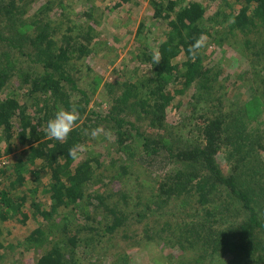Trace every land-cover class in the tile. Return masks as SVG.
I'll list each match as a JSON object with an SVG mask.
<instances>
[{"label": "trees", "instance_id": "16d2710c", "mask_svg": "<svg viewBox=\"0 0 264 264\" xmlns=\"http://www.w3.org/2000/svg\"><path fill=\"white\" fill-rule=\"evenodd\" d=\"M37 1L0 0V252L11 246L18 253L34 250V264H82L81 258L115 246L123 229L140 225L134 239L144 244L179 225L183 248L191 250L183 264H264V129L251 122L264 110V67L253 71L248 99L234 106L224 102L241 75L221 80L204 58L205 47L195 55L191 50L203 36L216 53L264 59V0H146L148 11L134 31L126 30L143 71L133 66L124 80L104 84L88 63L99 50L97 26L130 0H41L24 15ZM124 17L117 26L128 25ZM112 33L109 46L120 41L116 28ZM190 88L196 93L186 102L193 111L201 100L207 109L220 103L222 109L202 113L195 136L187 138L172 134L166 114ZM73 107L79 119L68 138H48L47 120ZM96 128L103 131L93 137ZM107 133L115 157L103 143ZM76 144L89 150L73 159L69 149ZM226 150L232 152L227 171L216 158ZM170 160L179 165L167 172ZM130 165L143 177L127 188ZM161 171L164 179L147 184L146 177ZM107 176L128 191L93 188ZM192 197L203 216L198 208L190 213ZM213 201L220 202L217 210L209 206ZM183 209L201 222L179 220L174 227L161 220ZM152 258L172 264L171 255Z\"/></svg>", "mask_w": 264, "mask_h": 264}, {"label": "rangeland", "instance_id": "374dc122", "mask_svg": "<svg viewBox=\"0 0 264 264\" xmlns=\"http://www.w3.org/2000/svg\"><path fill=\"white\" fill-rule=\"evenodd\" d=\"M41 0H38L35 2L32 8L26 9L27 12L24 15H29L32 13L34 8H36L38 2ZM45 1V0H42ZM125 5L122 6V11H119L118 14H112L107 19L103 18V23L97 26V30L100 31V35H97L99 37L100 43L97 45L99 47V50L97 54L90 60H88V63L92 66V69L97 73L101 80L102 84L106 83L107 81H118V80H124L126 75L133 72L132 67L138 66L137 69L138 74H140L143 71V66H140L135 59H133V49L135 46L133 35H129L126 30H132L134 31L137 27L138 21L141 18V14L148 11L147 7V1L146 0H130L128 4L124 3ZM118 16H125L124 20H127L128 25L127 26H117L119 25L121 19H118ZM116 28V31L119 34L120 41L117 43H113L112 46H109L108 39L110 36L113 35L112 30ZM206 44L205 47V60L208 62L210 61L212 63V67L216 69L220 76L219 79L222 80L223 75L228 74L231 78H235L236 75H241V79L239 80V84L237 86L236 93H233L231 98L228 99L227 102L224 103H231L234 106H241L245 99H248V95L251 92V87H253V84L256 81V77L254 76L253 71L259 70L260 67H264V59H261L259 62L256 59H247L242 58V55H237L236 51L234 54L231 52L230 54H225L220 50L216 53L218 50L215 48V43L210 38H205ZM107 45V46H106ZM112 47V48H109ZM121 58H125L126 65L120 66ZM260 74V73H259ZM224 80V79H223ZM220 82V80H219ZM101 84V86H102ZM255 86V85H254ZM218 88L222 90L220 87V83L218 84ZM4 91L2 94H4L7 89H3ZM198 92V91H197ZM196 93L195 89H188V94L183 96L182 102L179 106H177L175 109H172L169 107L167 109L166 114V120L168 124L174 125L172 128V134H175L176 136H180L183 134L187 138H192L195 136V132L197 130V126L201 122L202 119L201 114L202 113H210L212 114L215 111H218L219 109H222V104L220 103L218 108L217 105L214 107L206 108V104L204 103V100H201L198 104V108L195 107V110L193 111L192 105L188 104L186 101L190 99L192 100V94ZM203 93V92H202ZM215 93L221 96L220 101H224L226 97L223 94V91L216 90ZM203 98L206 99L207 97L203 95ZM99 97L96 96L95 101L98 102ZM236 109V107L234 108ZM191 110L193 111L191 113ZM189 112V114H188ZM195 112V113H194ZM188 116V117H187ZM254 120H251L252 125L256 124L258 126L264 129V110L261 111L258 115L254 117ZM184 124L186 125L184 127ZM174 130V131H173ZM110 135L106 136V140H104V144L106 145L105 148L110 152L112 157H115L114 151L111 148V141H109ZM110 145V146H109ZM110 149V150H109ZM17 152V151H16ZM105 153V151H103ZM103 153V156H105ZM231 151L226 150L224 152L220 151L217 155V161L219 165L223 167V170L227 171L229 168V164L227 163V159L232 160L230 158H227L228 155H231ZM252 155V154H251ZM11 154L7 155L4 159L7 161L8 157H10ZM240 156V155H239ZM264 157V153L262 154ZM126 156H124L125 158ZM128 161V160H127ZM106 162V161H105ZM175 160H170L169 164L166 166L165 171L171 172L173 169H176L178 167V162ZM117 164H121L120 162H117ZM129 173H128V183L126 184L127 188H131V185L134 183V177H143L141 173V169L138 166L130 165L129 167ZM117 169V167H116ZM117 170H120L119 168ZM113 171V170H112ZM165 171H161L160 173L153 175V177L148 176L146 177L147 184L152 183L155 184L156 182L160 181L161 179H164V173ZM133 172V173H131ZM247 175V174H246ZM255 175V174H254ZM116 176H107L106 178H103L102 182L95 187L99 188L102 187L105 189V191L110 190H116L120 186L122 190L128 191L122 184L118 181H115ZM151 177V178H150ZM251 179L252 176L250 177ZM119 179V178H118ZM246 181V180H245ZM244 181V182H245ZM264 181V177L261 178L260 184ZM264 186V184H262ZM141 188V186H138ZM126 189V190H125ZM148 189H142V194H148ZM255 193L258 192V189L254 190ZM129 193V192H128ZM140 193V190H139ZM260 193V192H259ZM263 193V192H262ZM135 193L130 192L131 199H128L129 206L134 203L132 200V195ZM264 197V195L262 194ZM146 198V197H145ZM220 202L218 201L215 203H210V207L217 210L220 206ZM190 213L192 212L193 208H198V211L201 216L204 215L203 212H201V205L195 201V199L192 197L190 200ZM132 207V205H131ZM140 207V205H139ZM212 208V209H213ZM69 209H71L69 207ZM68 209V210H69ZM68 210L63 211V213H70ZM181 212H185L183 209L179 212H175L170 215H164L162 216L161 220L166 219L169 220L174 227L175 223L179 220L181 221H191L200 223V220L194 219L193 216H189L187 213L182 214ZM76 213V212H75ZM225 215L227 216L226 211L224 210ZM77 214V213H76ZM219 215L222 217L221 213ZM159 221L160 226L163 222ZM224 218H221V221H224ZM74 221V218L72 219ZM30 226L34 225L33 220L29 222ZM27 226V225H26ZM140 225H133L131 227H128L126 229H123L124 236H120V234H117V236L112 240L115 244V246L111 245L106 249H98L97 251H94L92 253L93 257L91 258H81L82 264H156L152 258V256H156L159 254H165V255H171V258L169 259V262L172 264H183V260L188 258V254L191 250H188L184 245L186 246V242L183 240H180V237L183 236L182 233V226H179L177 228H170V231L168 229L166 237L162 239H154L150 241L144 242L143 241H135L134 235L139 233ZM22 233V228L19 231ZM17 235H19L17 233ZM16 235V236H17ZM113 246V247H112ZM14 247V246H13ZM11 246L3 247L2 251L0 252V264H34L33 257H34V250H25L21 253H18L16 250H11ZM17 248V247H16ZM12 251V252H11ZM187 251V252H186ZM11 252V254H10ZM186 252V254H185ZM185 256L181 259L182 255ZM11 255V256H10ZM229 256V255H227ZM187 257V258H186ZM230 257V256H229ZM227 258L226 261L230 260L231 258ZM18 258V261L14 263V260ZM182 262V263H181Z\"/></svg>", "mask_w": 264, "mask_h": 264}, {"label": "clouds", "instance_id": "9594fccd", "mask_svg": "<svg viewBox=\"0 0 264 264\" xmlns=\"http://www.w3.org/2000/svg\"><path fill=\"white\" fill-rule=\"evenodd\" d=\"M205 44V38L201 36L196 39L192 45V54L195 55L197 49H200ZM161 59L160 53L158 51L153 54L154 63H158ZM79 119V113L76 111L75 107L71 110L61 109L55 113V115L49 118L46 122L45 132L48 138L55 140H66L69 133L73 131L74 124ZM103 131L100 128L93 129L91 135L96 137ZM89 150V145L86 144H76L69 149V156L73 159H78L81 153Z\"/></svg>", "mask_w": 264, "mask_h": 264}]
</instances>
